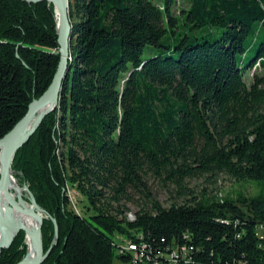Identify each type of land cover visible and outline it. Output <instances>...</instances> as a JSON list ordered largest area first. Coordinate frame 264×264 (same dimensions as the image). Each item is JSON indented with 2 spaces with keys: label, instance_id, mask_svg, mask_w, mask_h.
<instances>
[{
  "label": "trees",
  "instance_id": "1",
  "mask_svg": "<svg viewBox=\"0 0 264 264\" xmlns=\"http://www.w3.org/2000/svg\"><path fill=\"white\" fill-rule=\"evenodd\" d=\"M68 16L57 103L11 162L45 214L50 249L40 264H113L115 252L148 264L144 256L180 246L187 264H264V0H68ZM56 21L50 2L0 0V138L53 78ZM203 26L214 29L196 34ZM217 172L261 192L222 201L185 193L186 178ZM147 173L190 197L162 207ZM70 185L87 214L70 207ZM129 190L143 202L131 221L106 200ZM113 234L145 243L142 259L119 253ZM26 250L19 231L0 264Z\"/></svg>",
  "mask_w": 264,
  "mask_h": 264
},
{
  "label": "rangeland",
  "instance_id": "2",
  "mask_svg": "<svg viewBox=\"0 0 264 264\" xmlns=\"http://www.w3.org/2000/svg\"><path fill=\"white\" fill-rule=\"evenodd\" d=\"M156 1V0H153ZM180 1V0H178ZM178 3L173 7L174 14H178ZM184 6V5H183ZM210 29H214L210 26H203L195 30L196 34H207ZM179 28L175 29V33H169L171 35L170 41H174V37L177 34ZM254 69H251L246 74V81L249 85L252 79ZM14 177V176H13ZM16 179V178H15ZM17 181V179H16ZM145 181L147 186L152 194V197L157 200L161 204L162 207L168 208L172 203L181 204L185 202L187 198L190 197L188 194H178V188L171 182L165 180L164 177H155L150 173L145 175ZM19 187L22 189V199H27V201L31 202V197L28 194L25 187L21 185L17 181ZM184 185L186 186L185 193L188 190H192V194L197 197H201L203 194L208 197L214 196L217 201H222L224 197L233 198L235 199L237 196H243L246 198L257 196L261 192V186L253 181H237L234 178L221 173L217 172L215 174H202L196 177L186 178L184 180ZM130 195L128 198L130 199H120L118 202L111 201L106 196V200L109 202V206L112 210L116 208H120L123 212L120 217L126 218L128 221L133 220V214L136 213L142 206L143 202L142 199L136 192L128 191ZM67 195L70 200V207L80 214H87V199L80 194L73 186H69L67 189ZM21 197V196H20ZM18 199V198H17ZM105 204V203H104ZM128 212H132L127 216ZM90 213V212H88ZM45 214L42 211L43 217ZM39 218V217H38ZM25 233V232H24ZM42 236V235H41ZM112 239L118 244L122 246H126L129 243V239L121 234H113L111 235ZM26 242V241H25ZM27 251V250H26ZM46 252V251H44ZM26 255V254H25ZM113 264H131L130 261H123L117 257V252H115L113 260Z\"/></svg>",
  "mask_w": 264,
  "mask_h": 264
},
{
  "label": "water",
  "instance_id": "3",
  "mask_svg": "<svg viewBox=\"0 0 264 264\" xmlns=\"http://www.w3.org/2000/svg\"><path fill=\"white\" fill-rule=\"evenodd\" d=\"M29 2L47 1L54 5V10L58 18L56 21L57 30V41H58V53L59 61L53 75V78L45 89V91L38 97L34 98L28 105L25 114L16 122V124L0 138V162H1V176H0V198L2 192L5 191L7 182L11 176V162L12 159L20 146H22L32 133L37 128L42 118L48 114L56 105L58 95L61 87L62 80L66 76L68 61L70 56L69 50V39L71 37V24L68 16V0H58L54 3L52 0H26ZM54 102L53 104H51ZM27 192L28 189L26 188ZM30 195V194H29ZM31 197V203L38 209H42L36 204L35 200ZM18 200L22 201L21 197ZM43 217L40 218L38 232L41 236ZM55 234H57V226L55 221ZM19 231L26 233V228L17 227L13 233H11L9 227L0 221V237H1V248H0V260L5 255L7 250L12 244L13 239ZM50 249V248H49ZM49 249L44 252L43 241L39 243V251L36 260L33 264H40L46 257ZM25 257V256H24ZM24 257L19 260L16 264H20Z\"/></svg>",
  "mask_w": 264,
  "mask_h": 264
},
{
  "label": "bare ground",
  "instance_id": "4",
  "mask_svg": "<svg viewBox=\"0 0 264 264\" xmlns=\"http://www.w3.org/2000/svg\"><path fill=\"white\" fill-rule=\"evenodd\" d=\"M57 3L58 0H52ZM56 18H58L56 9ZM52 102L51 104H53ZM1 150V148H0ZM1 157V152H0ZM0 176H1V162H0ZM22 189L19 187L16 179L12 173L7 182L6 189L2 192L0 198V221L9 227L11 233L17 227L26 228L25 241L27 244V251L23 261L20 264H33L36 260L39 251V243L41 241L40 233L38 232L40 216L42 211L36 208L31 202L17 198L22 197ZM39 217V218H38ZM1 248V237H0Z\"/></svg>",
  "mask_w": 264,
  "mask_h": 264
},
{
  "label": "built area",
  "instance_id": "5",
  "mask_svg": "<svg viewBox=\"0 0 264 264\" xmlns=\"http://www.w3.org/2000/svg\"><path fill=\"white\" fill-rule=\"evenodd\" d=\"M67 189H69V186H67ZM145 248V243L137 245L129 241L126 246L120 245L118 251L119 253L130 252L132 253L134 259H142V257L145 255ZM144 257L146 260H148V264H187L190 258L187 254V249L185 246L176 247L170 251L162 252L158 258L151 259L147 255Z\"/></svg>",
  "mask_w": 264,
  "mask_h": 264
}]
</instances>
